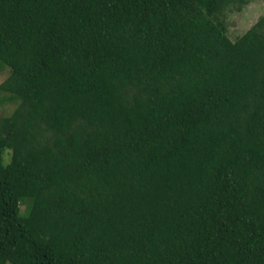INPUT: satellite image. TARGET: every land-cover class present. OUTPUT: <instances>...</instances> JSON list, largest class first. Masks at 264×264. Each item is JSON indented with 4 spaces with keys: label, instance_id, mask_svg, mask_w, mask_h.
I'll use <instances>...</instances> for the list:
<instances>
[{
    "label": "trees",
    "instance_id": "16d2710c",
    "mask_svg": "<svg viewBox=\"0 0 264 264\" xmlns=\"http://www.w3.org/2000/svg\"><path fill=\"white\" fill-rule=\"evenodd\" d=\"M250 1L0 0V264H264Z\"/></svg>",
    "mask_w": 264,
    "mask_h": 264
},
{
    "label": "rangeland",
    "instance_id": "374dc122",
    "mask_svg": "<svg viewBox=\"0 0 264 264\" xmlns=\"http://www.w3.org/2000/svg\"><path fill=\"white\" fill-rule=\"evenodd\" d=\"M264 14V0H252L244 5L240 10L231 7L225 12V22L227 25V34L231 40H235L244 33L259 16ZM9 71L0 63V84L7 77ZM5 93L0 89V114L8 113L14 106ZM24 209V205H21Z\"/></svg>",
    "mask_w": 264,
    "mask_h": 264
}]
</instances>
